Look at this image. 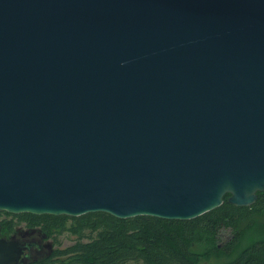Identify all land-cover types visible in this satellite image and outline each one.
I'll use <instances>...</instances> for the list:
<instances>
[{"label":"water","instance_id":"obj_1","mask_svg":"<svg viewBox=\"0 0 264 264\" xmlns=\"http://www.w3.org/2000/svg\"><path fill=\"white\" fill-rule=\"evenodd\" d=\"M263 190L264 0H0V212L188 220Z\"/></svg>","mask_w":264,"mask_h":264},{"label":"trees","instance_id":"obj_2","mask_svg":"<svg viewBox=\"0 0 264 264\" xmlns=\"http://www.w3.org/2000/svg\"><path fill=\"white\" fill-rule=\"evenodd\" d=\"M228 195L219 206L188 220L118 218L98 210L78 216L4 212L10 217L0 222L9 229L21 222L39 226L53 237L63 230L76 235L66 246L55 242L50 257L20 264H264V190L248 206L231 204ZM226 228L232 234L219 243Z\"/></svg>","mask_w":264,"mask_h":264},{"label":"flooded vegetation","instance_id":"obj_3","mask_svg":"<svg viewBox=\"0 0 264 264\" xmlns=\"http://www.w3.org/2000/svg\"><path fill=\"white\" fill-rule=\"evenodd\" d=\"M1 215L7 214L0 212ZM3 226L0 222V237L6 239L13 237L20 242L23 246L22 256L25 263H34L50 257L56 246L54 237L47 235L39 226H30L24 222L13 225L11 229L7 225Z\"/></svg>","mask_w":264,"mask_h":264},{"label":"rangeland","instance_id":"obj_4","mask_svg":"<svg viewBox=\"0 0 264 264\" xmlns=\"http://www.w3.org/2000/svg\"><path fill=\"white\" fill-rule=\"evenodd\" d=\"M4 216L10 217L7 215H1L0 218H3ZM69 223H70V220L67 221V225H69ZM231 234H232V232L230 229L226 228V229L221 230V236L219 239V243H224L228 238H230ZM54 239H55V242L57 243L58 246H66V245L75 241L76 235L72 234L71 232H69L67 230H63V231H60V233L56 232L54 234ZM246 244L247 243L245 240H243L241 242V245H246Z\"/></svg>","mask_w":264,"mask_h":264}]
</instances>
